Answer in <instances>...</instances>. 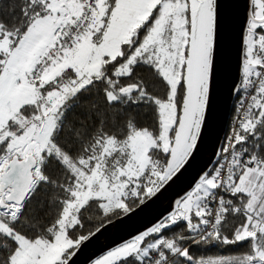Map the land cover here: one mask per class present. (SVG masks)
<instances>
[{
  "label": "snow or ice",
  "instance_id": "1",
  "mask_svg": "<svg viewBox=\"0 0 264 264\" xmlns=\"http://www.w3.org/2000/svg\"><path fill=\"white\" fill-rule=\"evenodd\" d=\"M209 139L167 214L91 264H264V0H0V264H75Z\"/></svg>",
  "mask_w": 264,
  "mask_h": 264
},
{
  "label": "water",
  "instance_id": "2",
  "mask_svg": "<svg viewBox=\"0 0 264 264\" xmlns=\"http://www.w3.org/2000/svg\"><path fill=\"white\" fill-rule=\"evenodd\" d=\"M235 42L232 41L230 48L227 36L224 37V53L221 57V92L216 100V110L211 120L214 137H219L220 141L226 133L228 120L231 115L235 99L228 100L226 90L223 87L224 73L231 64V72L236 73ZM211 139L191 161L183 172L174 179L157 197L149 200L146 205L137 207L129 215H123L113 219L111 224H106L101 232L86 242L79 251L75 259V264H91V260L103 254L109 248L124 240L130 239L146 227H150L171 209L174 200L188 190L198 178V173L210 162L212 155Z\"/></svg>",
  "mask_w": 264,
  "mask_h": 264
},
{
  "label": "trees",
  "instance_id": "3",
  "mask_svg": "<svg viewBox=\"0 0 264 264\" xmlns=\"http://www.w3.org/2000/svg\"><path fill=\"white\" fill-rule=\"evenodd\" d=\"M115 219V218H114ZM98 223V222H97ZM97 223H93L90 225L86 226L85 234L87 233L88 230H95V227L97 226ZM197 255H205V256H217V255H228V254H233V250H225V249H197L195 250Z\"/></svg>",
  "mask_w": 264,
  "mask_h": 264
},
{
  "label": "built area",
  "instance_id": "4",
  "mask_svg": "<svg viewBox=\"0 0 264 264\" xmlns=\"http://www.w3.org/2000/svg\"><path fill=\"white\" fill-rule=\"evenodd\" d=\"M236 106V100L234 101V104H233V107H232V111H231V115H230V118L228 120V125H227V129H226V133L225 135L228 133V130H229V127L230 125L232 124V121H233V115H234V108Z\"/></svg>",
  "mask_w": 264,
  "mask_h": 264
}]
</instances>
